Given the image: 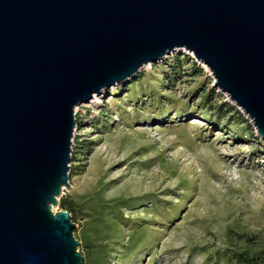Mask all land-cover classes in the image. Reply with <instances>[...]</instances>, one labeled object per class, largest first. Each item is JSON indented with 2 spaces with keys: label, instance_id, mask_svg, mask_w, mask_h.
Here are the masks:
<instances>
[{
  "label": "water",
  "instance_id": "obj_1",
  "mask_svg": "<svg viewBox=\"0 0 264 264\" xmlns=\"http://www.w3.org/2000/svg\"><path fill=\"white\" fill-rule=\"evenodd\" d=\"M176 50L264 138V0H0V264H84L65 188L75 109Z\"/></svg>",
  "mask_w": 264,
  "mask_h": 264
},
{
  "label": "rangeland",
  "instance_id": "obj_2",
  "mask_svg": "<svg viewBox=\"0 0 264 264\" xmlns=\"http://www.w3.org/2000/svg\"><path fill=\"white\" fill-rule=\"evenodd\" d=\"M150 65L75 109L59 202L84 264H243L264 240V138L193 53Z\"/></svg>",
  "mask_w": 264,
  "mask_h": 264
},
{
  "label": "trees",
  "instance_id": "obj_3",
  "mask_svg": "<svg viewBox=\"0 0 264 264\" xmlns=\"http://www.w3.org/2000/svg\"><path fill=\"white\" fill-rule=\"evenodd\" d=\"M207 98L210 100L209 96H207ZM222 107L224 106H221V108ZM225 109H229L231 112L232 110H235L230 105L225 106ZM59 206L62 211H68L72 215L73 220L76 219L78 213L77 206L71 200L62 198L59 202ZM251 244L252 245L243 252L233 251L232 258L238 263L243 264H264V240L260 243L251 242ZM84 248L89 250L91 249V246L90 244L86 243Z\"/></svg>",
  "mask_w": 264,
  "mask_h": 264
},
{
  "label": "bare ground",
  "instance_id": "obj_4",
  "mask_svg": "<svg viewBox=\"0 0 264 264\" xmlns=\"http://www.w3.org/2000/svg\"><path fill=\"white\" fill-rule=\"evenodd\" d=\"M150 66H151V65L148 64V65L144 66L140 71H142V70H144L146 67H150ZM140 71H139V72H140ZM105 91H106V90H104L103 92H105ZM103 92H102V93H103ZM93 98H94V97H93ZM93 98H92V99H93ZM95 98H96V97H95Z\"/></svg>",
  "mask_w": 264,
  "mask_h": 264
}]
</instances>
